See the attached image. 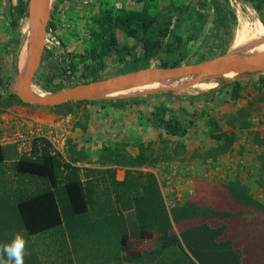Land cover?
<instances>
[{
	"label": "trees",
	"instance_id": "16d2710c",
	"mask_svg": "<svg viewBox=\"0 0 264 264\" xmlns=\"http://www.w3.org/2000/svg\"><path fill=\"white\" fill-rule=\"evenodd\" d=\"M226 1L228 0H224ZM245 1L253 4L255 10H260L259 5L255 3L262 0ZM17 2L12 19L13 27L20 25L19 22L27 8L26 0H17ZM205 7L209 8L207 2L201 0V7L194 8L200 18L201 27L207 18L202 11ZM188 8L186 6L176 9L171 7L165 11H158L154 15L148 12L146 6L140 11H122L118 14H114L110 9H104L96 19L95 24L98 29L90 30L92 43L87 56L96 61L99 68H102L103 59L114 53L126 62V67L123 68L121 74L147 68L153 59H160L158 65L161 68L179 66L189 53H181L180 62V58L174 60L172 54L176 46H184L187 40L197 41L201 34V27L192 32L188 39L184 40L182 36L174 34L171 41L165 42V40L166 37H171L174 24L173 11L177 12L179 22L180 15ZM212 8L215 9L214 24L224 26L228 17L233 18L232 15L227 16L224 6L218 2H214ZM48 28L56 29L53 20L48 23ZM250 29L251 34H254L256 27L252 22H250ZM117 31H120L125 39L128 38L131 41L120 45ZM212 35L213 33L210 34ZM138 48L142 50L141 61L134 52ZM198 50H201V47ZM63 56L51 53V57L44 59L46 63L43 70L50 81L58 80L62 72L75 73L77 71V64L74 62L75 54L66 53L69 58L67 67ZM87 75L83 73V79H86ZM100 79L97 76L95 80ZM69 80L71 81L72 78ZM257 81L258 88H264V77H259ZM229 86H231V99L237 101L242 89L240 81L235 80L231 85L227 83L224 86L221 85L219 90H226ZM46 88L42 87L47 90ZM54 88L58 89V84H55ZM3 100L4 103H0L2 107H10L13 103L24 104L22 99L13 92H10L4 99L0 98V102ZM119 103L121 102H114L113 106H116L114 104L123 107L127 104L137 106L145 102L135 98L129 102L124 101V105ZM65 106H68V103L57 106V109H63ZM156 107L150 121L155 127L161 128L165 136L186 138L189 130L192 127L196 128V123L193 121L185 122V120L180 121L176 118L166 120L163 116L170 111V108H165L164 104ZM253 109V105L248 104L247 107L235 113H226L225 124L233 130L236 128L249 129L252 125L249 117ZM200 115L204 117L207 114L201 112ZM205 125L209 130L206 136L209 138L210 145L203 152H198V150L193 152L191 158H201L204 161L216 160L219 156L230 152L236 135L223 131L218 120L211 116ZM16 126H10L8 134L21 128ZM20 131L23 132V129L21 128ZM255 141L260 145L264 143L258 133L255 134ZM71 142L72 135L67 140L63 156L50 153L49 143L44 138L35 139L31 143L29 153L27 150L19 151L20 142L17 141L7 146L0 145V172L5 174L2 165L4 161L9 160V153H11L5 148L12 149L15 146L14 152L18 158L12 161V171L15 176L19 177L16 186L9 188L5 187L9 180L5 182L0 179V245L10 243L16 233L21 234L26 241L24 264H46L42 254L46 257L45 261L58 260L63 256L64 250L62 249L65 246L67 248L69 243L75 249L76 264H92L95 262L94 255L87 250L88 255L82 257V251L87 245L86 238L91 237V234L96 231L106 232L104 235L109 239L116 240L117 238L118 240L117 244L120 248L117 249L118 255L114 258L105 248L102 252L99 247L95 249L99 253L96 252V255L102 258L103 263L112 264L110 261H117L120 251L129 252L130 250L127 239L129 230L124 225L125 222L127 224V218L131 215L132 223L135 225L130 227L132 228L130 230L137 235L136 237L142 234H148L149 237L155 236V245L149 252L128 254L130 258H133L132 262L137 259L138 264H146L147 261L152 264H244L243 250L235 247L233 239L225 236L227 224L223 222L217 227L210 225L212 219L224 220L235 216L232 211L217 207L213 204L215 202L213 200L207 202L208 197L204 193L200 195L195 193L194 198H187L185 202L169 208L156 175L153 172L142 173L137 170L144 165L154 167L160 162L171 161L174 156H179L184 151L183 145L179 148V144V147H175L172 152H168V149L164 147V152L158 155H155L149 147L141 145L139 153L134 157L125 154L122 147L103 148L99 151L97 161L90 164L109 165V168L114 167V169L93 170L84 167L91 172L90 174H94L95 178H98L95 179L96 185L93 183L89 185L81 179L79 171H82L83 167L76 165L83 162V157L75 153L74 149L72 150ZM117 167L131 168L125 170V176L121 181L116 180L115 177ZM98 184L104 185L105 188L101 194L95 190V187L99 188ZM224 190L232 201L264 215V203L254 198L249 188L239 180L224 184ZM111 195H114V201L110 199ZM96 196L102 198L101 202H97ZM114 204L132 213L129 212L126 217L123 214L124 211H117L121 209L117 208V212L114 210ZM182 223H188L190 226L177 233L174 229ZM66 237L69 238V243ZM37 246H42L43 252H39ZM51 251L52 254H48ZM146 257L147 260H145ZM4 259L6 260L7 257L5 256Z\"/></svg>",
	"mask_w": 264,
	"mask_h": 264
},
{
	"label": "rangeland",
	"instance_id": "374dc122",
	"mask_svg": "<svg viewBox=\"0 0 264 264\" xmlns=\"http://www.w3.org/2000/svg\"><path fill=\"white\" fill-rule=\"evenodd\" d=\"M236 1L239 3L234 2L230 4L229 1H226V3L224 0H208L207 5L209 8L205 7L202 9L207 18L201 27L200 18L194 11V8L201 7V0H51L48 21L53 20L56 29L46 28L45 42L43 43L50 48L47 50L44 46L41 66L34 77L36 79L35 82L39 86L33 83L32 88L37 90L40 89L46 93L73 92L78 86L97 81L95 80L97 76L101 79H107L121 74L123 68L126 67V62L125 60L122 61V58L114 53L103 59L102 68H99V64L87 56V52L92 43L90 30L98 29L95 24L96 19L99 18L101 11L104 9H110L114 14H118L122 11H140L146 6L148 12L154 15L158 11H165L166 9H171V7L174 9L185 6L189 7L180 15L179 22L177 12L173 11L172 16L174 24L172 26L171 37H166L165 42L171 41L174 34L182 36L184 40L188 39L191 33L196 29L198 30L200 27L201 34L197 41L187 40V43L183 44L184 46H176L172 58L174 60L180 58V62L181 53L188 52V57L181 63V65H183L199 63L230 53L234 44L233 41H235L238 34L237 32L241 29V24L249 18L250 11L253 17L261 21L264 26V0L261 2L256 1L255 3V5H259L260 10H255L253 4L245 0ZM26 2L27 8L25 15L21 18L19 22L20 25L13 27L15 33L13 32V36L11 37L14 48L10 55L13 73L10 71V76L12 77H10L11 80L8 82L11 84L13 83V85L10 84L7 88L9 92H13L18 97L20 96L17 94L18 88L15 83L20 74L18 57L21 47L25 42L24 40H26L24 28L27 27V22L30 19L28 13L30 0H26ZM214 2H218L221 6H224L227 16H233L231 19L229 17L226 19L224 26H220L217 23H215V26V24L212 23V20L215 18V9L212 8ZM53 16L54 19H52ZM212 33L213 35L210 36ZM117 35L120 45H123L126 41V43L131 41L128 38L125 39L120 31H117ZM50 42H52V45ZM200 47L201 50H198ZM68 52L75 54L74 62L77 64V71L75 73H68V71L62 72L58 80L53 79L50 81L43 70V65L46 63L44 59L51 57V53L57 55L62 54L64 55L63 61H65V66L67 67L69 58L66 56V53ZM134 52H136L141 61V48L136 49ZM159 62L160 59H153L147 68H161L158 65ZM83 73L88 74L86 79H83ZM15 76L17 77L16 80ZM259 77H264V73L258 75H237L230 80L222 76H212L210 79L213 80L214 83L217 82L216 87L213 89L199 90L186 83L179 88L156 90L152 93L135 97L115 99L98 97L86 101H71L68 102V106H65L63 109H57V106L27 103L23 101L24 105L22 106H24V108L27 106L30 109L29 115L31 118L25 120L24 116L17 115L8 122L0 118V123L2 125V128H0V134H2V136H0V143L7 142L9 144H14L16 143L15 138H18L19 140L17 142H20L18 150L22 152L27 150L28 152H26L29 153L32 142L27 139L19 138V136H14L19 130L14 131L10 136L8 135V131L6 133L4 131H6L7 128H11V125L24 127L26 130L31 127H42L46 129L51 123L45 119V115H63L70 116L73 120V123H70V135H72L71 145L73 146L72 150L74 149L75 153L83 157L84 163L80 162V165H87L97 161L99 158V151L106 147H122L125 154L134 157L139 153V147L141 145L149 147L155 155H158L164 152V147L168 149V152H172V150L175 147H179L178 145L180 144L179 148L183 147L182 149L184 151L179 156H174L171 161L160 162L154 167L144 165L137 168V170H140V172L142 171V173L153 172L156 175L169 208L173 205H179L185 202L187 198H194L196 194L200 195L204 193L208 197V199H206L207 202H212L213 200L215 201L213 204L217 207L227 208L232 211L235 216L224 220L212 219L210 225L212 227H217L223 222L227 224L228 228L225 236L233 239L234 246L240 247L243 250L244 264H264V215L232 201L224 190V184L239 180L243 185L249 188L254 198L264 203V143L260 145L255 141L256 133H258L260 139L264 141V88H258L257 79ZM13 78L15 81L12 80ZM69 78H72V80L70 81ZM188 79L191 81L193 76H191V78L188 77ZM235 80L240 81L242 85L237 101L231 99V86L226 90H219L221 85L224 86L226 83L231 85ZM55 84H58V89L54 88ZM43 86L47 87V90L42 89ZM135 98H156L158 103L153 106H148L146 111L144 110L145 108H139V110L133 109L134 107H129L128 104L124 107L114 104L117 106L116 108L120 110L116 111L114 108L112 109V107H114V102H121L119 104L124 105V101L129 102ZM0 103H4V100ZM162 104H164L165 108H170V111H167V114L163 116L166 120L176 118L180 121L185 120V122L193 121L196 123V128L192 127L186 138H171L170 136H165L162 129L155 127L150 121L152 113H154L155 108H157L156 106ZM248 104H252L254 108L249 117L252 124L251 127L246 130L237 128L233 130L228 127L225 124V114L235 113L247 107ZM110 110H113L115 113H110ZM201 112H205L207 115L202 117L200 115ZM90 114H92V116H90ZM97 114L101 115L99 124L93 122L99 117ZM210 116L218 120L219 125L223 127V131L234 133L236 135V140L231 151L219 156L216 160L207 159L204 161L201 158L193 159L191 158L193 152L197 150L198 152H203L207 149V146L210 145L209 138L206 136L209 130L207 125H205ZM12 121H15V124L12 123ZM20 134L22 133L20 132ZM13 136L14 139H11ZM181 145L183 146L181 147ZM12 149L11 151L10 147L6 148V151L11 153H9V160L4 161L2 165L5 174L0 172L1 180L5 182H7V179L9 180L5 186L8 188L15 187L19 179L12 171V161L18 158L16 152H14L15 146H13ZM27 153L26 155H28ZM106 166H108V168L110 167L109 165ZM81 169L82 171H79V173L84 183L89 185L93 183V185H96L95 179L98 178H95L94 174H90L91 172L84 167ZM90 169L97 170L96 168ZM111 169L113 168L107 170ZM126 169L129 170L131 168L127 167ZM101 170H106V168ZM98 186L99 188L95 187V190L99 191L101 194L105 190L104 185L98 184ZM190 191H192V194ZM113 196L114 195H111L110 198L112 201H114ZM97 199V202H101L100 200L102 198L98 197ZM196 201H198L197 198ZM113 208L115 211L117 208L121 209L120 206L116 204L113 205ZM117 211L122 212L124 210L121 209ZM129 212L124 211V215L127 217ZM132 218V215L128 217V222L127 224L125 222L124 225V227H127L126 229L129 230L127 239L130 250L127 253L136 255L140 252L143 254L144 251L149 252L154 247L155 240L153 237L149 239H138V237H136L137 235H134L130 230L132 229L130 227H134L135 225L132 223ZM180 225L176 227V230L180 231ZM105 233L96 231L94 234H91V237L86 238L87 235L85 237L87 239V245L83 248L82 257L88 255L87 250L90 251V254L94 255L93 258H95V262L92 264H107L103 263L99 255H96L97 251L95 249L97 247H99L100 252L105 248L112 258L118 255L117 249H119L120 246L117 244V238L116 240H112V238L109 239L108 236L104 235ZM66 240H68L69 243V238L67 239L66 237ZM46 242L48 243V241ZM36 248L39 252L42 251V246H37ZM62 250H64L63 256L54 261H45L46 257L42 254L44 263L70 264V261H72V264L77 263L75 260V249L70 243L67 248L65 246ZM48 254H52V251L48 252ZM51 257L52 259L54 258L53 255ZM122 258H124V263L121 261ZM132 259L133 258L126 256L125 252L120 251L118 260L110 262L112 264H138L136 262L137 259L135 262H132ZM145 260H147V257ZM146 264L152 263L147 261Z\"/></svg>",
	"mask_w": 264,
	"mask_h": 264
},
{
	"label": "water",
	"instance_id": "95a60500",
	"mask_svg": "<svg viewBox=\"0 0 264 264\" xmlns=\"http://www.w3.org/2000/svg\"><path fill=\"white\" fill-rule=\"evenodd\" d=\"M37 2V6H34V0H30L28 12L29 18H33L35 21V27L31 30V36L28 42V52L31 60L24 71L20 69V74L15 82L18 88L17 94L22 101L27 103L58 106L71 101L91 100L98 98L95 95L100 90L112 89L125 80L132 81L137 78L144 80L149 76L154 77L156 75L178 77L193 74V79L188 83L189 85H193V83L202 82L207 76L215 73H219L217 76H221L226 71L234 72L237 75H258L264 73L263 54L249 58H235L230 53H227L199 63L183 64L167 68H144L78 86L73 92L48 93L42 98H34L31 95L33 79L41 64L44 51L43 42L49 19V7L47 6L46 0H37Z\"/></svg>",
	"mask_w": 264,
	"mask_h": 264
},
{
	"label": "bare ground",
	"instance_id": "6f19581e",
	"mask_svg": "<svg viewBox=\"0 0 264 264\" xmlns=\"http://www.w3.org/2000/svg\"><path fill=\"white\" fill-rule=\"evenodd\" d=\"M47 6L51 5V0H46ZM239 3V2H237ZM37 0H34V6H37ZM235 7V6H234ZM29 9V8H28ZM245 13V12H244ZM240 17V16H239ZM244 22V21H243ZM241 29L237 32L236 39L231 48L230 54L235 58H249L255 55H264V37L261 38L259 44L257 43L253 47H249L250 37H251V29H250V20L249 18L241 24ZM35 27V21L33 18L29 19L27 22V27L24 28V32L26 34V40L23 43V47L20 50L18 57V65L19 68L24 71L26 67L29 65L31 56L28 52V42L31 36V30ZM214 76L219 75V73L213 74ZM207 76L203 79L202 82L193 83L192 87L197 88L199 90H207L213 89L216 87V83L210 78L213 76ZM191 75H181L178 77H170V76H161L156 75L154 77H147V79H134V80H125L121 84L116 85L112 89H104L100 90L95 97L101 98H124V97H135L138 95L152 93L156 90H163L169 88H179L181 85L188 84L190 81L188 77L191 78ZM222 77L226 79H232L234 76H237L236 73L231 71H226L221 74ZM198 77V76H195ZM35 87V86H34ZM37 88V87H36ZM48 93L32 88L31 95L34 98H42L46 96Z\"/></svg>",
	"mask_w": 264,
	"mask_h": 264
},
{
	"label": "crops",
	"instance_id": "0c3cea01",
	"mask_svg": "<svg viewBox=\"0 0 264 264\" xmlns=\"http://www.w3.org/2000/svg\"><path fill=\"white\" fill-rule=\"evenodd\" d=\"M202 1H204V0H202ZM17 3H18L17 0H0V98H6L10 94L7 87L11 84L8 82L9 80H11L10 77H12V76H10V71H12V73H13L12 65H11V61H10V57H11L10 55L14 49L13 48V41H12L11 37L13 36V32L15 33L14 28L12 26V19H13V15H14L15 6L17 5ZM213 9H212V11H213ZM214 15H215V13H214ZM214 19L212 20V23H213ZM249 20H250V22L254 23V25L256 27V31H254L255 32L254 34H251L248 49L250 47H253L257 43L259 44L261 38L264 37L263 23L261 21H259L258 19L254 18L251 11L249 13ZM37 72H38V70H37ZM16 79H17V77L15 76V80ZM12 80L15 81L14 78ZM35 81H36V79L34 78L33 83H36ZM11 85H13V83ZM137 99H140V100L145 102V103H142L140 105L133 106L134 107L133 109H137V110H139V108L140 109L145 108L144 110L146 111V108L148 106H153V105H156L158 103L156 98H150V99L137 98ZM130 106H132V105H129V107ZM116 107L117 106H114V107H112V109L114 108L116 111H119L120 109H118ZM110 111H109L110 113H113V114L115 113L113 110H110ZM29 112H30V109L27 106H26V108H24V106H22V105L19 106L16 104H13L10 107H2L0 105V118L7 120V122L10 119L14 118V116H17V115L18 116H24L25 120L26 119L28 120L29 118H31V116L29 115ZM90 116H92V114H90ZM98 116L99 117H97V119H95L93 121L94 123L99 124V122H100L99 119L101 120V115H98ZM44 117L49 122H52L55 119L56 115L55 116L54 115L53 116L52 115H45ZM14 122L15 121H12V123H14ZM16 124H17V121H16ZM91 124H92V122H91ZM12 126L13 125H11V127ZM0 128H2L1 123H0ZM10 129L11 128H7L6 131H4V132L6 133ZM90 133H92V132H90ZM137 134H138V132H137ZM139 134H140V131H139ZM0 136H2V134H0ZM8 144L9 143H7V142H1L0 143L1 146H7ZM7 148H9V147H7ZM10 150L12 151V149H10ZM76 165L81 166V167H85V168H96V169L108 168V166H104V165L103 166H101V165L97 166L95 164L94 165H90V164L80 165V163H77ZM111 168L114 169V167H111ZM115 170H116V174H115L116 180H118V181L123 180V178L125 176V169L117 167V168H115ZM123 214H124V212H123ZM189 226L190 225L187 223H182L180 225V228H181L180 231L187 229ZM174 230L177 233H179V231L176 230V228ZM141 236L138 235V237H139L138 239H146V238L149 239V238H151L148 236V234H146V235L142 234ZM152 237L155 240V236H152ZM140 253H142V252H140ZM137 254H139V253H137ZM125 255L128 256V253L125 252ZM121 261L124 263V258H122Z\"/></svg>",
	"mask_w": 264,
	"mask_h": 264
},
{
	"label": "built area",
	"instance_id": "2783aa9c",
	"mask_svg": "<svg viewBox=\"0 0 264 264\" xmlns=\"http://www.w3.org/2000/svg\"><path fill=\"white\" fill-rule=\"evenodd\" d=\"M230 4L234 2L237 3L236 0H228ZM52 45V42H50ZM57 44V41H56ZM46 45V44H45ZM46 48L49 49L50 47L46 45ZM51 124L47 126L46 129L42 127H31L30 129L26 130V128L21 127L23 132L20 131L21 128H18L19 132H16L14 136H19V138L27 139L33 142L37 138H44L49 143L50 153L54 155H64L65 147L67 140L70 136L72 118L70 116H56L55 119L50 122ZM20 132L22 134H20ZM10 136V134H8ZM14 136L11 139H14ZM18 141V138H15ZM192 194V191H190Z\"/></svg>",
	"mask_w": 264,
	"mask_h": 264
},
{
	"label": "clouds",
	"instance_id": "9594fccd",
	"mask_svg": "<svg viewBox=\"0 0 264 264\" xmlns=\"http://www.w3.org/2000/svg\"><path fill=\"white\" fill-rule=\"evenodd\" d=\"M44 46L46 47L45 44ZM25 247L26 241L24 237L16 233L10 243L0 245V264H24ZM5 256L7 257L6 260L4 259Z\"/></svg>",
	"mask_w": 264,
	"mask_h": 264
}]
</instances>
